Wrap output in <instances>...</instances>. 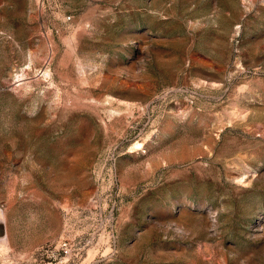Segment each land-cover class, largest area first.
Masks as SVG:
<instances>
[{
  "label": "rangeland",
  "instance_id": "374dc122",
  "mask_svg": "<svg viewBox=\"0 0 264 264\" xmlns=\"http://www.w3.org/2000/svg\"><path fill=\"white\" fill-rule=\"evenodd\" d=\"M0 207V264H264V0H0Z\"/></svg>",
  "mask_w": 264,
  "mask_h": 264
},
{
  "label": "bare ground",
  "instance_id": "6f19581e",
  "mask_svg": "<svg viewBox=\"0 0 264 264\" xmlns=\"http://www.w3.org/2000/svg\"><path fill=\"white\" fill-rule=\"evenodd\" d=\"M79 36L80 34L74 35L70 40L69 39L67 40V44L75 49L80 44ZM151 48L155 49V46H152ZM195 218H196L195 214L188 208H185L181 211V217L179 218L178 221L175 222V224L180 230L188 232L192 235H196L197 231L194 228H191L187 222L188 220ZM214 223L216 225L219 224L218 220H215ZM262 227L264 228V226ZM9 246H10V234L8 229V217L6 214V210L0 207V248L2 247L9 248ZM205 251L208 254L207 258H204L200 253H195L194 255H192V258L185 264H207L210 262H213L214 264H235L234 261L230 262L228 259H225V262L220 261V259L217 258L216 256L217 255L216 250L212 247L206 248ZM93 253L94 251L90 250L89 258L93 255ZM180 254L183 255V253Z\"/></svg>",
  "mask_w": 264,
  "mask_h": 264
},
{
  "label": "built area",
  "instance_id": "2783aa9c",
  "mask_svg": "<svg viewBox=\"0 0 264 264\" xmlns=\"http://www.w3.org/2000/svg\"><path fill=\"white\" fill-rule=\"evenodd\" d=\"M63 246L65 247V249H68V248H69V244H68V242L64 241V242H63Z\"/></svg>",
  "mask_w": 264,
  "mask_h": 264
}]
</instances>
